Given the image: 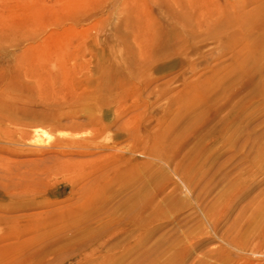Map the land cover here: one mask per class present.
<instances>
[{
  "label": "rangeland",
  "instance_id": "1",
  "mask_svg": "<svg viewBox=\"0 0 264 264\" xmlns=\"http://www.w3.org/2000/svg\"><path fill=\"white\" fill-rule=\"evenodd\" d=\"M36 126L121 147L49 172L14 152ZM70 178L67 217L13 221ZM0 192V264H234L264 221V0H0Z\"/></svg>",
  "mask_w": 264,
  "mask_h": 264
},
{
  "label": "bare ground",
  "instance_id": "2",
  "mask_svg": "<svg viewBox=\"0 0 264 264\" xmlns=\"http://www.w3.org/2000/svg\"><path fill=\"white\" fill-rule=\"evenodd\" d=\"M177 1V0H172ZM172 7V6H171ZM173 9V7H172ZM175 10V9H173ZM171 18H174V15H169ZM175 19V18H174ZM161 33L169 37V27L165 24H160ZM148 30V28H146ZM149 41V36L146 34L142 37L141 42L146 44ZM158 68L165 67L164 64L158 62ZM120 63L115 60L111 63L112 71L114 73L120 72ZM62 117L54 120L55 124H61ZM44 118H46L44 116ZM70 120L76 121L75 118L69 117ZM79 120L90 122L88 116L81 115L78 117ZM116 120H112L110 115H103L99 118L97 123L100 127H110L112 124L116 123ZM82 123V122H80ZM51 133L42 126H36L33 130L26 132V139L28 142H24L26 146H23L21 149H14L15 153L24 154V155H35L33 159L34 162L43 163L48 166L45 167V170H58V169H67L69 171L76 170L80 166H85L90 164V162H98L102 158H107L108 156H113L116 154L117 150H120V145L112 144L106 146H93L88 143L85 139H80L74 135H69V137L57 138L55 142L49 146L42 144L44 137L50 138ZM27 145H34L35 147H27ZM89 156H94L90 158ZM37 157V158H36ZM100 158V159H99ZM133 165V164H132ZM83 191V189H81ZM27 194H33L35 198L41 199L43 202L36 207L35 204H31L29 207H36V211L29 213H22L14 217L13 221H20L22 224H30L31 222L39 220H59L67 217L66 212L63 211L64 207L61 206L67 201H72L75 194L78 192V189L75 186V181L70 178L64 183H52L45 190L35 191L26 190ZM86 192V191H85ZM80 193V192H78ZM3 194V193H2ZM0 192V196H2ZM38 199V200H39ZM85 201L84 198L81 202ZM12 219V218H11ZM19 223V222H18ZM264 243V221L259 230V233L253 238L251 243L247 246H241L239 248V258L234 264H257L262 261L264 264V253H259Z\"/></svg>",
  "mask_w": 264,
  "mask_h": 264
}]
</instances>
